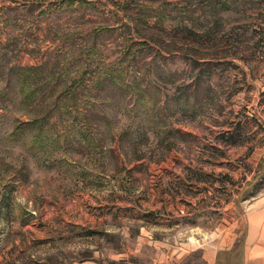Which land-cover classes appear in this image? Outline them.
<instances>
[{
    "label": "rangeland",
    "instance_id": "rangeland-1",
    "mask_svg": "<svg viewBox=\"0 0 264 264\" xmlns=\"http://www.w3.org/2000/svg\"><path fill=\"white\" fill-rule=\"evenodd\" d=\"M39 65L32 88L83 84L29 151L9 135L34 117L19 67ZM139 82L197 99L144 152L108 135L134 120ZM79 122L98 146L64 131ZM8 184L0 264H242L264 197V0H0V202Z\"/></svg>",
    "mask_w": 264,
    "mask_h": 264
},
{
    "label": "trees",
    "instance_id": "trees-1",
    "mask_svg": "<svg viewBox=\"0 0 264 264\" xmlns=\"http://www.w3.org/2000/svg\"><path fill=\"white\" fill-rule=\"evenodd\" d=\"M110 66L111 70L114 72H112L114 86L118 91H121L122 86L126 84L125 79L119 78L121 72L117 71L119 69L117 66L113 64ZM19 68L17 76L22 83V86L20 85V103L25 111L31 113L34 117L33 119L22 122L20 126L14 128L9 138L11 141L18 140L21 144L26 146L29 151L33 149L45 150L47 142L50 141L51 133L53 132L51 127L48 126L50 120L52 121L54 119L55 112L67 111L72 114V108L78 109L73 106L71 101L76 102L78 100V95L80 93L79 88L81 84H83V79L82 77L74 79L71 84L61 90V93H55L53 90H38L30 87L38 71H43L44 67L42 65ZM104 73L107 75V71H104ZM97 76L99 79L100 75ZM26 83H29L28 88H24ZM141 84L142 82L136 83L131 90L127 89L137 103L134 105V120L122 124L117 123L108 131V135L111 136L112 139L117 138L121 146H128L134 152H144V149L148 148L150 131L158 132L161 137H166L169 133H179L180 131L172 127L171 123L168 124L169 118L176 114L184 117L188 114L187 112H191L190 114H192V112L195 113L197 107V99H192L193 101L190 103L191 99L188 91H184L185 93L183 92L181 95H168L166 91L157 84H150L147 88L143 89L139 87ZM100 91L103 92V90ZM191 92L192 95H196V87L192 89ZM184 96L185 99H183ZM106 97L110 98L108 93H106ZM147 97L150 98V101L146 100ZM70 103L71 105H69ZM170 103H175L177 108L173 109ZM105 114H107V112L104 111L103 115ZM110 124L111 123H106L107 126L111 127ZM76 126L77 127L65 128L64 131H69V134H73L74 138L77 140L87 139L86 142L91 149L99 145V143L96 142V138L90 134V131L94 129L90 128L87 122H79ZM98 126L97 124V127ZM85 136L86 138H84ZM136 156L137 159L141 158L140 155L136 154ZM10 186L11 185L8 184L1 192L0 205L8 204V194L11 190H7V188Z\"/></svg>",
    "mask_w": 264,
    "mask_h": 264
},
{
    "label": "crops",
    "instance_id": "crops-1",
    "mask_svg": "<svg viewBox=\"0 0 264 264\" xmlns=\"http://www.w3.org/2000/svg\"><path fill=\"white\" fill-rule=\"evenodd\" d=\"M219 251H213L211 260L215 258ZM243 263L242 264H264V197L258 203L251 205L246 215V228L243 241ZM69 264H100L96 261L86 260L72 262ZM128 264V263H123Z\"/></svg>",
    "mask_w": 264,
    "mask_h": 264
}]
</instances>
